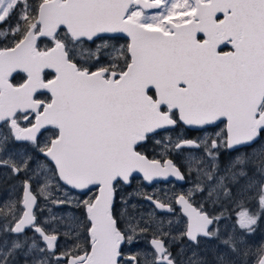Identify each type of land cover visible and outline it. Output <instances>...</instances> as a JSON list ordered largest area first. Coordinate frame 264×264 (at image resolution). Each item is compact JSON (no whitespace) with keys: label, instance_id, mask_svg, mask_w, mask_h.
Instances as JSON below:
<instances>
[{"label":"snow or ice","instance_id":"6c2138e0","mask_svg":"<svg viewBox=\"0 0 264 264\" xmlns=\"http://www.w3.org/2000/svg\"><path fill=\"white\" fill-rule=\"evenodd\" d=\"M12 16L17 17L15 27L0 32L12 36L0 48V122L12 140L28 143L22 153L0 157V167L27 178L23 211L8 229L15 239L2 245L0 264L19 253L33 254V264H49L37 254L55 257L59 234L45 231L33 213L37 196L30 183L33 174L49 172L75 189L100 186L94 201H84L91 251L66 253V264H121V246L137 243L150 230L152 258L144 264H178L162 221H131L122 229L111 212L113 182L128 181L137 170L149 181L184 178L172 160L162 164L137 150L150 134L177 123L173 110L187 125L227 121L226 132L208 143V159L197 161V189L209 197L245 196L254 190L264 211V146L259 156H239L228 164L219 160L221 147L251 146L264 137V0H0V22ZM119 33L130 38L122 49L113 46L124 60L122 67L113 61L92 70L76 61L75 48L85 39L94 43L105 39L101 34ZM42 38L52 46L41 49ZM221 45L232 50L225 52ZM46 69L54 71V78H45ZM13 73H24L23 81L14 84ZM41 90L51 94L47 101L39 98ZM30 112L34 123L21 127L18 119L28 120ZM48 126L53 135L41 148L38 134ZM9 136L0 138V152H8ZM28 144L39 148L43 162L30 154ZM255 174L261 177L258 182ZM177 199L191 221L184 233L188 239L217 236L218 230L208 229L213 220L206 213L192 207L185 195ZM259 219L257 213H239L243 231L223 241L230 255L219 264H251L250 256L264 264V243L254 247L246 239ZM26 229L36 236L27 237ZM132 260L140 264L135 256ZM55 264L62 261L57 258Z\"/></svg>","mask_w":264,"mask_h":264},{"label":"rangeland","instance_id":"374dc122","mask_svg":"<svg viewBox=\"0 0 264 264\" xmlns=\"http://www.w3.org/2000/svg\"><path fill=\"white\" fill-rule=\"evenodd\" d=\"M3 22H0V24ZM9 31L7 28L5 32ZM1 37H6L2 36ZM46 46L40 45L41 49L52 46L49 39ZM107 45V48L102 47ZM116 49H122L124 46H117L111 41H102L98 46L93 47H82L77 45L75 48L76 58L81 60V64L85 67L95 68L100 65H108L115 61L121 67L123 66L124 60L119 57L115 51ZM99 49V51H98ZM92 54H96L99 59L93 57ZM95 66V67H93ZM224 134V129H217L211 133H207L203 140L208 142L209 138L217 139L218 135L222 136ZM53 132L47 133L39 141V147H44L51 138ZM9 136V130L6 125L0 127V138ZM184 137V131H176L163 136V138L155 139L156 142L161 144V146L166 148V143H169V147L174 149L175 143ZM264 146V139L256 143L253 149L249 150L246 154L239 153L230 159V162L234 161L239 156L252 155L255 153L259 156V150ZM31 149L30 154L35 156L38 162L44 161V156L39 153V148H32L31 144L28 145ZM208 150V144L204 148ZM24 147H19L14 145V140L9 136L8 139V152H0V157L7 158L8 155L15 156L16 153H22ZM208 157H204L201 153H190L185 162L188 165L189 172H191L192 187L193 191L197 194H201L200 210L205 213H210V200L211 197L207 195L206 192H201L197 189V185L201 184V177L198 174V168L201 167L197 161H206ZM229 162V163H230ZM34 167V166H33ZM27 176L21 173L19 176L14 175L9 171L7 167H0V251H2L3 244H10L12 239H15L14 234L10 233L8 229L13 224V216H18L22 213V191L23 183ZM261 179L259 174L254 175V180L258 182ZM38 181V182H37ZM4 182L3 184H1ZM7 183V184H6ZM32 185L33 192L38 198L37 207L35 209V216L40 222L41 226L45 228V231H56L60 238V251L62 254L76 251H81L82 249L88 248V228L90 223L88 222V217L86 213V208L84 206V201H93L94 192H89L87 194H80L77 191H73L70 188L64 186L58 178H55L51 172L47 175H32L30 181ZM6 184L3 188L2 185ZM47 184L48 187L44 188L42 192L41 189ZM202 186V185H201ZM244 206L239 208L237 205L231 203L230 208H220L218 214L221 212L223 214V219L219 218L214 231L218 230L217 236H214L213 241H204L195 250L183 248L182 252L191 261L190 258L193 256L198 257L196 261H206L207 264H219L221 259L229 258V251L227 246L223 243L224 240L228 238L229 235L238 234L243 231L240 229L237 223L239 218V213L241 211H248L249 213H257L260 219L255 226V231L249 234L246 239L249 240L250 244L258 246L264 243V211L261 210V205L259 198L256 196L255 191H250L244 196ZM234 204V205H233ZM120 222L127 226L129 222L136 221H148V222H163V228L169 233L170 241L175 240V235L178 233L181 235L184 231H178L179 218L174 219L170 216H159L156 212L150 208H135V209H118ZM212 213V212H211ZM181 222V221H180ZM89 223V224H88ZM186 228V225H185ZM27 237L33 238L36 234L29 230L26 232ZM148 233L152 234V230ZM142 242V238L138 240L137 243ZM135 243V244H137ZM134 245V244H132ZM38 246L43 247L42 241H38ZM148 249L143 246L139 254L142 258H146L149 255ZM82 254V252H81ZM38 258L48 260L49 264H55L56 257L44 256L37 254ZM249 260L251 264H255L256 257L250 256ZM9 264H33V254L19 253L15 256L8 257Z\"/></svg>","mask_w":264,"mask_h":264},{"label":"flooded vegetation","instance_id":"af4514ba","mask_svg":"<svg viewBox=\"0 0 264 264\" xmlns=\"http://www.w3.org/2000/svg\"><path fill=\"white\" fill-rule=\"evenodd\" d=\"M155 14L156 10H150ZM220 19H223V14L218 13L217 14ZM203 37V33L198 34V38ZM47 40V38H43ZM41 39V40H43ZM40 40V42H41ZM102 41H111L114 42L117 46H126L127 43L129 42V39L127 37H120V39H108L107 36H105V39H95V42L93 43L92 41H87L85 39L83 44H80L82 47H93V46H98V44ZM39 42V46H40ZM49 42V41H47ZM51 47V46H50ZM223 51H231L232 47L231 45H223L221 47ZM76 61L78 63L81 62L80 59L76 58ZM81 64V63H80ZM92 70H95L93 68ZM24 74L18 73L15 74L12 78V82L14 84L21 83L24 78ZM45 78L46 79H52L54 78V73L51 71H45ZM155 90H152L153 94ZM51 94L48 92H41L39 98L41 100L47 101L50 98ZM162 109L166 110V106H162ZM175 113L174 118L177 120L176 126L172 129L163 131V132H158L156 134H153L150 136L149 139L142 141L140 145L137 147V150L141 152L144 156H146L149 160L155 159L159 160L162 164L164 163L165 160H172L173 163L180 168L181 172L184 175V182H177L175 180H169V181H156L153 182L152 184H148V182L145 181L144 178L142 177H132L129 180V183L126 184L122 181L115 182L113 185L114 187V198L112 202V215L113 218L117 220V225L118 227L122 229H127V226L123 225L118 216L119 212L118 209H135V208H150L156 212L157 215L159 216H170V218L177 219L179 218V223L181 226H179L178 231H184L183 234H177L175 235V240L173 242L170 241V237H167L168 245H169V250L173 253V256L176 257L178 264H194V262H197L196 260L199 259L198 257L193 256V258H190L191 261L188 260V258L185 256V254L182 252L183 248L187 249H192L195 250L197 247L200 246V244L204 241H213L214 236L212 237H198V242H193L184 233L188 229L189 225V219L183 212V205L178 203V197L180 195H185L186 199L189 200V203L192 205V207L196 208L197 210H200V203H201V194L195 193L193 191L192 187V178L191 177V172H189L188 165L185 162L187 159L188 155L190 153H201L202 156L206 157V150L205 145L213 139L209 138L208 142L204 141L203 138L207 133H211L212 131H215L217 129H224V133L226 132V121L220 122L215 126H208L202 129H189L187 126L182 124L179 119V113L177 110H173ZM29 119L24 120V119H18V123L20 124L21 127H30L31 123H34L35 119V114L30 112L29 114ZM4 124H2L0 127H2ZM184 131V137L182 139H179L174 146V149H171L169 147V143H166V148L165 144L164 146H161L158 142L155 141V139L163 138V136L176 132V131ZM52 132V126L44 130L38 137V141L47 133ZM184 141H194L196 144L199 145V147H193V148H188V147H180L177 148V144H182ZM260 141V140H259ZM258 141V142H259ZM28 143V142H16L14 141V145L22 147L23 144ZM217 143L219 145L220 141L217 140ZM257 143V142H256ZM253 144L252 146H245L241 148H236L231 150L230 148L226 147H221L220 148V153H219V160L224 163L228 164L230 162V159L236 156L239 153L246 154L249 150L253 149V147L256 145ZM29 145V144H28ZM2 182L1 184H3ZM7 184V183H6ZM6 184L2 185L1 188H3ZM32 187V185H31ZM23 188H24V183H23ZM33 191V189H32ZM89 192H94V198L93 201L97 198L98 196V187H94L89 189L86 193ZM191 193V196L188 194ZM23 194V191H22ZM210 209L212 210L210 213H206L212 220H213V225L210 229V231H214L218 222V215L220 219H223V214L220 212L218 214V210L220 208H230L231 203L234 202L235 205H237L239 208H242L245 204L244 202V196H240L238 194L232 195L231 197L228 196H212L210 200ZM22 203V202H21ZM158 204L164 205L163 209H167L165 211H159L158 210ZM233 204V205H234ZM201 211V210H200ZM205 213V212H204ZM88 217V216H87ZM181 221V222H180ZM89 222V220H88ZM90 223V222H89ZM186 225V228H185ZM29 231V230H28ZM59 240H58V247L55 250L56 252V259H60L62 261V264H66L67 261V256L62 254L60 251V241L61 238L58 235ZM88 237H89V231H88ZM152 238L151 233H146L142 237V242L134 244V245H129V244H124L122 245V250H123V256L121 258V264H135V262L132 260V257H136L137 260L140 261V264H144L145 259H151L152 258V252L150 250V244L149 241ZM146 247L149 251V255L146 256V258H142V256L139 254L141 251V248ZM87 251H91V242H90V237L88 241V248Z\"/></svg>","mask_w":264,"mask_h":264},{"label":"water","instance_id":"95a60500","mask_svg":"<svg viewBox=\"0 0 264 264\" xmlns=\"http://www.w3.org/2000/svg\"><path fill=\"white\" fill-rule=\"evenodd\" d=\"M102 36H107V37H109V36H119V37H127V34L126 33H119V34H101ZM129 40H130V38L129 37H127ZM43 39V38H42ZM40 42V41H39ZM39 42H38V44H39ZM223 45H221L220 47H222ZM1 48V47H0ZM45 71H51V72H53L54 73V71L53 70H51V69H46ZM15 74H18V73H13V76L15 75ZM21 74H24V73H21ZM25 75V74H24ZM13 76H12V78H13ZM41 92H47V90H41ZM49 93V92H48ZM178 111V110H177ZM223 121H226V119H224ZM180 122L182 123V124H184L185 126H187L189 129H202V128H205V127H208V126H215V125H217L218 123H220L221 121H216L214 124H212V125H204V126H199V125H187V124H185L182 120H180ZM227 122V121H226ZM3 124V122H0V126ZM176 126V124L175 125H169V126H166L165 128H163V129H158L157 131H156V133H158V132H163V131H166V130H169V129H172V128H174ZM49 127H51V126H48L47 128H49ZM44 130H46V129H41V132L38 134V137H39V135L44 131ZM156 133H153V134H156ZM153 134H150V136L151 135H153ZM260 140V139H259ZM258 140V141H259ZM257 141V142H258ZM255 144V143H254ZM182 146L181 147H188V148H193V146H191V145H188V144H185V143H182L181 144ZM253 145V144H252ZM251 145V146H252ZM245 146H248V145H236V146H233L232 148H230L231 150H233V149H236V148H241V147H245ZM134 176H136V177H142V178H144L145 179V177H144V174L142 173V172H140V171H135V172H133L132 174H131V176H130V178H129V180L132 178V177H134ZM129 180L128 181H123V180H120V181H122V182H124V183H126V184H128L129 183ZM169 180H175V181H177V182H184V178L183 179H179V178H177V177H175V176H168V177H154L151 181H149V180H147V179H145V181L146 182H148V184H152L153 182H156V181H169ZM60 182L64 185V186H66V187H68V188H70L71 190H73V191H77L78 193H80V194H84V193H86L89 189H91V188H94V187H98V196L100 195V186L99 185H90L89 186V188H87V189H75V188H73L72 186H70V185H67L64 181H62V180H60ZM115 184V181L113 182V185ZM112 185V202H113V198H114V186ZM31 191H32V187H31ZM32 193L35 195V193L32 191ZM24 195H25V192H24V188H23V194H22V199H23V197H24ZM97 196V197H98ZM112 202H111V212H112ZM37 203H38V198H37ZM37 203H36V205L34 206V208H33V213L35 214V209H36V207H37ZM22 205V204H21ZM159 205L160 204H158V210L159 211H165V210H167V209H163V207H159ZM23 207V206H22ZM184 212V211H183ZM86 213H87V211H86ZM184 214L187 216V218L189 219V225H190V223H191V221H190V218L188 217V215L184 212ZM87 216H88V213H87ZM209 217V216H208ZM210 218V217H209ZM211 219V218H210ZM89 220V219H88ZM89 222H90V220H89ZM189 225H188V227H189ZM212 225H213V223L212 224H210L209 226H208V229H209V231H210V229H211V227H212ZM28 230H30V229H26L25 231L27 232ZM89 237H90V242H91V235H90V232H89ZM201 237H205V236H202L201 235ZM207 238H209V237H207ZM58 240H59V237H58ZM43 243V242H42Z\"/></svg>","mask_w":264,"mask_h":264},{"label":"trees","instance_id":"16d2710c","mask_svg":"<svg viewBox=\"0 0 264 264\" xmlns=\"http://www.w3.org/2000/svg\"><path fill=\"white\" fill-rule=\"evenodd\" d=\"M39 0H29V3L35 4L38 3ZM17 21L16 16H12L11 18L7 19L5 22L0 24V32H5V30L8 28L9 30L15 27ZM12 41V36L8 35L6 37H1L0 35V47L8 46ZM47 41L45 39L41 40L40 45L45 47ZM264 137L260 138V140H263ZM89 224V223H88Z\"/></svg>","mask_w":264,"mask_h":264}]
</instances>
